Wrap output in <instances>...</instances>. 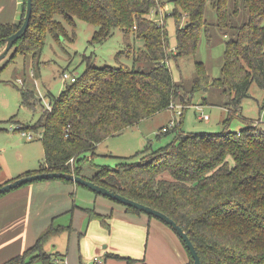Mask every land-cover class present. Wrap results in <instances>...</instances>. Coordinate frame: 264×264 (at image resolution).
<instances>
[{
	"label": "trees",
	"instance_id": "obj_1",
	"mask_svg": "<svg viewBox=\"0 0 264 264\" xmlns=\"http://www.w3.org/2000/svg\"><path fill=\"white\" fill-rule=\"evenodd\" d=\"M171 2L175 51L169 47L165 24L157 25L150 18L161 0H32L29 27L12 46L10 60L30 54L34 65L39 64L47 35L58 40L66 36L57 17L72 25L74 19H82L97 26L92 45L102 43L116 27L141 39L142 45L131 52L137 67H96L89 61L83 75L69 82L58 96L51 95L50 113L31 127L19 128L41 133L44 150L38 167L22 176L74 173L157 209L184 229L202 264H264V130L253 128L240 117V104L251 84L264 89V0ZM25 6L26 0H22L17 23L0 24V50L4 38L20 27ZM208 6L216 13L215 23L204 17ZM182 15L187 17L184 26L180 25ZM212 26L227 37L221 78L213 82L225 94L229 107L220 131L186 133L182 121H177L171 131L160 129L156 135L173 132V139L139 163L84 172L83 162L92 161V156L85 155L93 154L99 143L167 109L170 103L185 101L167 62L193 54L201 32L210 40ZM196 63L194 90L207 91L209 77L203 64ZM21 95L24 106H34L32 89L23 87ZM239 117L246 126L235 131L232 121ZM123 206L129 212L143 213ZM87 212L89 218L105 217L91 209ZM69 227L52 222L34 245L2 264H33L38 258L50 261L45 242ZM181 243L189 257L186 264H193Z\"/></svg>",
	"mask_w": 264,
	"mask_h": 264
},
{
	"label": "rangeland",
	"instance_id": "obj_2",
	"mask_svg": "<svg viewBox=\"0 0 264 264\" xmlns=\"http://www.w3.org/2000/svg\"><path fill=\"white\" fill-rule=\"evenodd\" d=\"M161 2L158 8L151 11L150 18L157 25L165 24L169 47L175 51L176 23L171 16L174 10L173 3L171 0H161ZM204 17L210 23H215L217 20L216 13L210 6L205 9ZM57 18L62 22L66 36H61L58 40L50 34L47 35L39 64L34 65L30 54L25 56L18 54L10 60L12 50L0 60V187L22 177L31 169H35L39 161L43 159L42 134L31 130L34 138L30 140L22 135L19 128L33 126L43 114L52 111L51 95L58 96L69 83L62 80V72H68L75 77L81 76L84 74L89 61L96 67L138 66V63H135L131 56V52L134 50L133 48L142 45L141 39L132 34H126L121 28L116 27L106 40L100 44L92 45L90 44L91 38L97 26L82 19H74L75 25H72L62 17ZM15 21L16 16H12L10 8L0 12V24H11ZM186 21L187 17L182 15L180 25L184 26ZM210 34L208 41L205 32L200 33L199 44L193 54L175 59L170 58L167 62L173 78L185 97V101L174 103L184 110L183 114L177 115L175 113L176 107L174 110L167 108L142 119L135 125L126 127L114 136L108 137L97 145L93 154L85 155L86 157L92 156V161L87 162L85 160L83 162L84 172L94 173L100 167L114 168L121 163H139L145 155L166 145L173 139V132L161 133L159 137L156 135L162 126L174 119L182 121L181 128L186 133L220 131V125L224 119L220 122L219 120L229 107L225 105L227 102L225 94L219 88L214 87L213 82L221 78L227 37L223 36L217 26L211 27ZM196 62L203 64L209 77L210 86L207 91L198 89L196 86L195 89L198 90H194L193 80L198 67ZM23 87L34 91L36 102L33 107L22 104L21 90ZM240 110V117H243L248 125L264 130V89L253 82L249 88L248 96L241 101ZM204 116L208 118L203 119ZM240 117L232 121V126L235 128L231 129L239 131V127L246 126V123L240 121ZM171 130L172 128L168 131ZM146 147L148 151L145 150ZM47 180L60 181L65 184L71 183L61 179ZM38 181L45 182L44 180L34 182ZM110 202L111 207L118 204L111 199ZM76 205L93 206L92 202L83 198L79 192L76 194ZM86 213L88 215V212ZM81 216L82 214L76 219V216L68 215L63 219L65 222H61V224L66 225V221L68 218L70 219L71 222L69 220L68 222L73 228L71 235H77V240L74 237L69 238L66 232L47 240L45 244L47 250H44L49 254V259L57 258L56 253L58 251L66 254L65 264H95L96 256L103 257L104 249L102 246H97L93 250L87 249L85 242H83L85 237L82 236L80 240L78 225L76 224ZM94 222L101 221L95 220L92 223L84 217L82 225L79 224L83 232L87 229L89 237H93ZM145 240L146 238H143L142 245H145ZM105 241L101 245L108 243V240ZM52 244L55 246L52 247ZM122 248L124 251H129L127 246H122ZM174 254L176 256L175 252ZM143 256L145 257L144 254ZM50 262L38 258L33 264H52ZM134 262L132 261L130 264Z\"/></svg>",
	"mask_w": 264,
	"mask_h": 264
},
{
	"label": "crops",
	"instance_id": "obj_3",
	"mask_svg": "<svg viewBox=\"0 0 264 264\" xmlns=\"http://www.w3.org/2000/svg\"><path fill=\"white\" fill-rule=\"evenodd\" d=\"M6 8L11 9L12 16H16L14 23H17L21 18L22 0H0V12ZM226 113L227 111L219 122L226 117ZM43 180L45 182L26 183L0 197V264L34 245L40 233L52 222L64 225L61 222H65L63 219L68 215L76 216L77 219L80 214L82 216L76 224L80 240L82 236L85 237L83 242L87 249L93 250L97 246H102L104 249L103 257H98L101 263L94 262L95 264H130L129 258L135 261L132 264H186L188 262L189 257L181 240L168 225L159 219L144 213L129 212L119 203L111 207L110 199L75 183L65 184L60 181ZM78 192L83 198L92 202L93 206L76 205ZM90 209L105 216L104 219L89 218L86 212ZM84 217L92 223L95 220L102 222V224L94 222L92 232L94 238L89 237L87 229L83 232L82 227L79 226L83 223ZM68 220L70 221L69 218ZM68 220L64 226L70 225ZM65 232L69 238L74 237L77 240V235H71L72 225L59 234L51 235L48 239ZM143 238H146L145 245H142ZM105 240H108V243L101 245L106 242ZM45 244L44 249L47 250ZM122 246H127L129 251H124ZM56 254L58 257L50 258V263L65 264L66 254L59 251Z\"/></svg>",
	"mask_w": 264,
	"mask_h": 264
},
{
	"label": "water",
	"instance_id": "obj_4",
	"mask_svg": "<svg viewBox=\"0 0 264 264\" xmlns=\"http://www.w3.org/2000/svg\"><path fill=\"white\" fill-rule=\"evenodd\" d=\"M32 14V0H26L25 13L23 16V21L20 27L11 35L4 38V46L0 50V60H2L11 50L14 43L22 38L29 27V22ZM43 179H65L67 181H71L75 184L86 187L87 189L104 196L108 199L116 201L125 206H129L135 208L147 215L153 216L154 218L159 219L164 224L168 225L178 236V238L184 243L186 249L189 251L191 258L193 260V264H202L200 257L193 245L192 241L188 237L187 233L184 229L178 225L172 218L167 216L165 213L154 209L148 205L135 201L133 199L127 198L119 193L113 192L103 186L96 184L95 182L84 178L81 175H77L74 173H66V172H42L35 173L31 175L22 176L16 178L15 180L3 185L0 187V194L9 192L10 190L17 188L23 184L33 182L36 180Z\"/></svg>",
	"mask_w": 264,
	"mask_h": 264
},
{
	"label": "built area",
	"instance_id": "obj_5",
	"mask_svg": "<svg viewBox=\"0 0 264 264\" xmlns=\"http://www.w3.org/2000/svg\"><path fill=\"white\" fill-rule=\"evenodd\" d=\"M61 77H62V80L63 81H66V82H74L76 77L73 76L72 74H69L68 72H62L61 74ZM50 107V106H49ZM177 108V111L175 112L177 115H182L183 113V109L177 105V104H174V103H170L169 107L168 108H171L174 110V108ZM208 117L207 116H204L203 119H207ZM177 123V120L174 119L173 121L169 122L167 125L163 126L161 128L162 132H166L168 130H170L171 128H173L175 126V124ZM22 132V135L23 136H26L28 139L32 140L34 138V135L31 131H28V130H21ZM72 162V159L70 160ZM94 261L96 263H101V260L98 259V257H95Z\"/></svg>",
	"mask_w": 264,
	"mask_h": 264
}]
</instances>
